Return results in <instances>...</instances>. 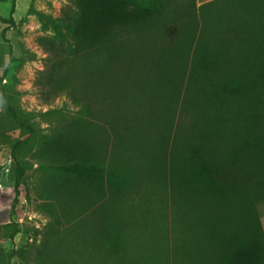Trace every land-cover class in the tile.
<instances>
[{
	"label": "rangeland",
	"instance_id": "obj_1",
	"mask_svg": "<svg viewBox=\"0 0 264 264\" xmlns=\"http://www.w3.org/2000/svg\"><path fill=\"white\" fill-rule=\"evenodd\" d=\"M118 4L131 20L117 47L78 48L56 33L76 0H0V264H148L164 236L170 264L178 248L201 258L180 239L194 241L206 209L201 195L174 191L172 175L192 174L194 148L227 164L252 147V118L264 113V0ZM143 71L139 90L129 80ZM131 92L149 106L137 104L148 111L140 130L117 117L131 112ZM75 152L91 169L70 167ZM18 162L28 169L17 195ZM234 191L220 198L234 208L228 222L264 242V178ZM12 224L20 233L9 239Z\"/></svg>",
	"mask_w": 264,
	"mask_h": 264
},
{
	"label": "trees",
	"instance_id": "obj_2",
	"mask_svg": "<svg viewBox=\"0 0 264 264\" xmlns=\"http://www.w3.org/2000/svg\"><path fill=\"white\" fill-rule=\"evenodd\" d=\"M76 5L77 11H74L71 16L56 26V33L59 39L63 42L73 40V45L78 48L83 44V39L86 41L89 39L92 42L102 41V43L106 41V44L110 45L109 47H117L119 37L117 29L126 27L131 20V17L124 15L123 10L118 4V0H76ZM0 21L7 23L1 17ZM101 38L104 39L101 40ZM73 53L74 55L79 54L77 50L73 51ZM66 61L63 60L60 63L66 64ZM140 67H143V65ZM147 67L148 63L145 64L144 69H147ZM138 72L140 73L139 70ZM138 72L136 74L137 76L135 75L129 81L137 83L139 90H144V83L148 75L144 71L142 75H138ZM126 87L128 86L126 85ZM129 87L126 89L128 90ZM144 96L148 97L147 94ZM124 99L126 100V104L129 105L128 107H130L131 112L124 113L123 111H119L120 113L118 112L117 117H122L126 121L131 118L133 122H131L132 124L129 128L132 130H140L138 127H135L134 122L137 119V122H139V115H144L148 111H142L143 109L138 111L137 104L140 103L141 105L139 107L145 106L143 108L148 109L147 100L137 97L133 92L129 96L124 97ZM119 103L117 101L113 102V107L119 109L123 104L120 103L121 105L119 106L117 105ZM148 117V115H145L142 118L147 120ZM20 126L23 127V124L20 123ZM27 128V134L31 135L33 129L30 126H27ZM249 135L250 146L252 147L248 154L246 150H243V155L239 162L232 159L227 164H218L212 157L209 160H204L199 150L194 148L190 152V161L194 167L192 174L187 176L189 172L185 173L182 170L172 175V189L174 191H185L196 194V198H199V195H201V203L199 205L206 209L203 215L204 222H198L197 233L191 235V240L194 241H190L189 243L187 238L180 239L181 244L185 243L187 248L189 247V252L201 249L202 256H199L201 258H197L198 255H189L185 256L183 260L179 256L183 252V248H178L179 253L175 255L173 264H183L185 262V264H205L207 262L210 264H264V242L261 238L263 237V232L260 231L259 234H257L256 230L253 232H240L239 237L236 234L234 224L228 222L230 211H232V214H235L234 208H223L225 206L223 205V200L221 201L220 199L224 195L228 197L234 195V190L239 185L243 188V186H248V183H260L261 181L262 184L263 182L264 113L257 114L252 118ZM74 154L75 157L70 163L71 168L74 170L91 169L92 164H88L82 154L76 152ZM65 155L67 156L68 154L65 153ZM15 166L17 168V175L14 192L18 195L24 187L25 171L28 168L24 167L20 162L16 163ZM221 210L222 212H227V216L223 218L222 215L218 216L217 214ZM205 219H207L206 222ZM19 233V226L12 224V231L8 234V238L14 239ZM145 235L146 233H144ZM166 240L167 236H164L154 244V247L158 244V252L149 257L148 264H170L171 257L169 252L171 250L168 240L167 242Z\"/></svg>",
	"mask_w": 264,
	"mask_h": 264
}]
</instances>
